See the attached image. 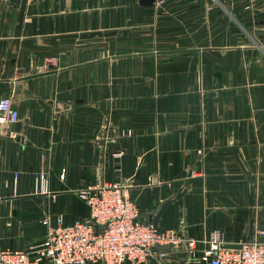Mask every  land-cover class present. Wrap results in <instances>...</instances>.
<instances>
[{"label": "crops", "instance_id": "crops-1", "mask_svg": "<svg viewBox=\"0 0 264 264\" xmlns=\"http://www.w3.org/2000/svg\"><path fill=\"white\" fill-rule=\"evenodd\" d=\"M2 97L0 251L86 220L101 183L145 224L264 238V0H0Z\"/></svg>", "mask_w": 264, "mask_h": 264}, {"label": "built area", "instance_id": "built-area-1", "mask_svg": "<svg viewBox=\"0 0 264 264\" xmlns=\"http://www.w3.org/2000/svg\"><path fill=\"white\" fill-rule=\"evenodd\" d=\"M17 121L18 112L10 99L0 98V126ZM1 159L0 153V164ZM38 179L40 189L45 191L46 177L41 174ZM77 195L89 208L86 220L48 229L30 250H1L0 264H144L156 249L164 248L204 264H264V238L232 249L226 247L219 229L197 240L183 229H163L141 222L134 201L120 183L89 186L79 189Z\"/></svg>", "mask_w": 264, "mask_h": 264}, {"label": "water", "instance_id": "water-1", "mask_svg": "<svg viewBox=\"0 0 264 264\" xmlns=\"http://www.w3.org/2000/svg\"><path fill=\"white\" fill-rule=\"evenodd\" d=\"M154 1L155 0H141L142 4L146 5V6H152ZM34 76H39V75H34ZM28 78H30V77H28ZM226 247L234 249V248H239V245H228Z\"/></svg>", "mask_w": 264, "mask_h": 264}]
</instances>
